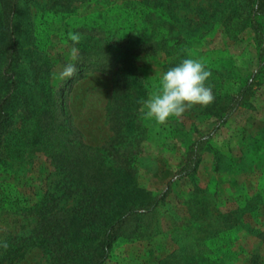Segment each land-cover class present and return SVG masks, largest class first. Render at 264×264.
I'll return each mask as SVG.
<instances>
[{
    "label": "rangeland",
    "instance_id": "374dc122",
    "mask_svg": "<svg viewBox=\"0 0 264 264\" xmlns=\"http://www.w3.org/2000/svg\"><path fill=\"white\" fill-rule=\"evenodd\" d=\"M155 2L149 19L124 0L22 3L15 19L16 63L28 83L27 91L13 92L15 101L49 68L57 103L42 95L29 115L17 109L8 128L15 166L0 178V244L8 245L0 246V264L53 263L36 229L44 226V214L61 209L62 215L77 204L79 192L71 193L77 184L68 189L67 171L80 163L112 171L120 189L126 186L124 194L140 201L165 193L153 214L121 224L105 264H162L175 246L172 229L195 212L206 226L212 215L227 216L206 239L220 244L214 254L224 257L222 264H264V36L251 24L240 29V16L229 21L233 3L247 0ZM146 25L151 29H142ZM69 32L82 37L75 45L77 72L61 79L63 66L73 62ZM185 58L199 59L211 71L214 102L193 107L179 121L170 117L166 125L145 119L140 101ZM98 60L109 64L106 71L95 68ZM24 120L50 124L56 149L45 141L17 145ZM61 150L68 166L62 170ZM149 217L150 234L128 236Z\"/></svg>",
    "mask_w": 264,
    "mask_h": 264
},
{
    "label": "trees",
    "instance_id": "16d2710c",
    "mask_svg": "<svg viewBox=\"0 0 264 264\" xmlns=\"http://www.w3.org/2000/svg\"><path fill=\"white\" fill-rule=\"evenodd\" d=\"M155 1L124 0L126 7L137 10L146 19L151 18L155 13ZM23 2L27 3L28 0H0V178L3 173H8L9 169L15 166L9 162V157L15 149L11 148L8 128L14 122L16 110H22V115H29L42 99V95L51 98L54 104L57 103L49 68L42 72V82L36 80L29 84L31 91H24L23 95L20 94V100L15 101L17 95L13 92L16 88L27 91L24 86L28 83L26 76L18 69V63H16V60L20 59V49L19 38L16 36L15 19L18 18ZM166 8H164L165 14L168 13V8ZM231 12L230 22L235 15L240 16L239 25H242L240 29L251 24L254 30H260V34L264 36V21L258 18H264V0H251V5L250 0H247L245 4L233 3ZM142 29L149 30L151 26L146 25ZM99 41H102V38ZM100 47L103 50L104 44ZM108 66L109 64L99 62V60L95 63V68L101 71H106ZM45 110L47 114L51 112L47 108ZM122 123L121 119L117 125L119 131ZM21 129L17 145L23 146L22 144L26 142L45 141L47 145H51V150L56 149L57 146L52 144L54 136L50 124L40 126L34 124L33 121L28 123L24 120ZM58 155L60 161L57 167L61 170L68 168L63 160L64 151L61 150ZM73 164L70 163V165ZM72 171H67L71 179L67 187L71 190L76 182V190L73 189L71 193L79 192L77 204L69 211L71 214L68 212L57 215V213L60 214L61 209L50 215L44 214L40 222L45 223L46 229L41 225L42 232L38 229L36 232L41 236L40 243L50 254L52 264H105L112 257L118 243L121 224L134 215L150 216L153 214L165 193L153 201H140L138 198L124 194L126 186L120 189L119 183L122 181L117 179L112 171L105 172L101 168L90 167L87 163L73 165ZM4 179L0 180V188L5 182ZM39 204L43 206L44 201L37 203ZM46 206L49 207V204ZM199 214L193 213L186 224L172 229L171 238L175 246L162 260V264L168 261L172 264L223 263L224 257L214 254L215 248H218L220 244L218 242L208 244L206 239L215 237L214 234L219 231L217 227L219 222L216 221L220 217L227 216L224 212L212 215L206 226L202 216H198ZM149 218L144 228H136L128 236L137 237L150 234L151 232L148 231L153 227L151 228L150 223L152 219ZM207 231L209 234L205 236Z\"/></svg>",
    "mask_w": 264,
    "mask_h": 264
},
{
    "label": "clouds",
    "instance_id": "9594fccd",
    "mask_svg": "<svg viewBox=\"0 0 264 264\" xmlns=\"http://www.w3.org/2000/svg\"><path fill=\"white\" fill-rule=\"evenodd\" d=\"M81 34L69 32L68 39L72 42L69 49L71 61L66 63L59 73L61 79L71 78L77 68L75 61L79 59V49L75 46L81 41ZM212 73L199 59L185 58L177 66L163 73L156 91L142 100L141 112L145 119H154L159 125H166L170 117L177 121L195 106L207 107L214 102L212 88L207 84ZM7 248V242L0 244Z\"/></svg>",
    "mask_w": 264,
    "mask_h": 264
}]
</instances>
